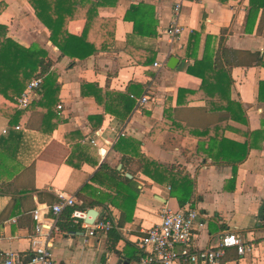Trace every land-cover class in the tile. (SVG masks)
Masks as SVG:
<instances>
[{
  "label": "crops",
  "instance_id": "1",
  "mask_svg": "<svg viewBox=\"0 0 264 264\" xmlns=\"http://www.w3.org/2000/svg\"><path fill=\"white\" fill-rule=\"evenodd\" d=\"M173 1L98 6V17L114 22L112 42L71 58L49 40L28 0H0L6 36L45 50L47 64L45 85L35 88L25 110L0 92L3 251L25 259L33 254L29 211L55 203L60 191L86 210L96 203V216L117 227L88 236L59 214L49 241L56 264H137L134 242L160 222L164 204L197 209L198 247L216 245L226 230L254 245L243 255L228 247L212 264H264V65L256 63L264 61V8L246 30L248 0H183L182 32L171 42L163 29ZM83 26L84 19L70 20L67 31L79 36ZM171 57L177 59L172 67ZM215 60L223 68L211 67ZM39 69L29 61L17 80L26 87ZM149 85L152 102L133 113ZM42 94L51 98L46 105ZM126 124L129 132L120 135ZM98 172L100 181H92Z\"/></svg>",
  "mask_w": 264,
  "mask_h": 264
},
{
  "label": "built area",
  "instance_id": "2",
  "mask_svg": "<svg viewBox=\"0 0 264 264\" xmlns=\"http://www.w3.org/2000/svg\"><path fill=\"white\" fill-rule=\"evenodd\" d=\"M199 2L201 0H192ZM183 0H174L172 5V16L163 29L171 42L177 41L182 27L179 22L180 8ZM161 66V64H156ZM41 83L39 76L29 81L24 90L16 97L19 109L25 110L35 96V88ZM152 86L149 85L146 91L135 98L133 113L141 112L152 102ZM60 112H64L63 105H56ZM17 129L21 125L15 126ZM128 125H124L120 135L129 132ZM99 131V130H98ZM4 132V130H3ZM95 143V139H90ZM58 200L50 205L37 203L30 211L33 220V230L30 234V243L33 254L25 259L17 251H3L0 246V264H56L52 253L49 250L51 234L57 230L58 215L65 207H73L70 213L72 223L84 227L88 236L104 235L113 227L116 222L106 215L95 216L91 223L85 219L87 210L74 207L78 204L72 195H65L64 192H57ZM160 222L144 229L142 234L135 240V246L141 251L137 264H212L223 257L228 247H234L238 255L253 250L252 242H245L241 236L233 231H225L219 238L216 245L198 247L195 244V227L199 213L197 209L186 206L184 208L172 209L164 204L161 208Z\"/></svg>",
  "mask_w": 264,
  "mask_h": 264
},
{
  "label": "trees",
  "instance_id": "3",
  "mask_svg": "<svg viewBox=\"0 0 264 264\" xmlns=\"http://www.w3.org/2000/svg\"><path fill=\"white\" fill-rule=\"evenodd\" d=\"M34 10L36 17L47 28L49 32V40L55 45L62 55L71 58H83L97 50H105L108 48L113 38L114 22L108 19H101L97 15V7L101 5L114 4L116 0H28ZM225 1V0H220ZM249 7L246 13L245 29L249 27L254 19L259 8H264V0H248ZM136 8L131 6L128 9V17ZM84 19V26L79 36L72 35L67 31V24L70 20ZM136 30L138 28L137 22ZM250 28V27H249ZM225 51V50H223ZM224 54V53H223ZM46 52L36 46L23 47L11 38L6 36V27L0 24V92L8 99L16 98L25 88V85L17 80V76L25 64L33 61L40 66V71L37 76L41 77V82L45 85L46 78L42 75L46 72L47 64L44 59ZM218 62V63H217ZM257 64L264 65V61L256 59ZM211 67L223 68L218 60L212 62ZM227 87L224 83L222 87ZM40 92V90H39ZM48 99H51L46 94L41 96V105H46ZM33 101H31L32 103ZM30 103V105H31ZM29 105V106H30ZM123 141H120V143ZM120 143L116 145L119 148ZM243 156V155H242ZM241 156V158H242ZM146 162L147 159H144ZM149 162V161H148ZM156 165V164H155ZM159 171L170 173L167 167L156 165ZM100 168H107L102 164ZM145 167H142V173L146 172ZM167 171V172H166ZM111 177L115 176L116 171L109 170ZM100 173H95L91 177L92 181L99 182ZM155 177V176H154ZM125 182H130V179L123 176ZM96 203L88 202L86 205L94 206ZM85 205L78 203L74 207L84 208ZM73 207H65L60 216L72 223L70 213ZM75 224V223H73ZM79 226V224H75ZM74 226V225H73Z\"/></svg>",
  "mask_w": 264,
  "mask_h": 264
},
{
  "label": "water",
  "instance_id": "4",
  "mask_svg": "<svg viewBox=\"0 0 264 264\" xmlns=\"http://www.w3.org/2000/svg\"><path fill=\"white\" fill-rule=\"evenodd\" d=\"M176 58L175 57H171L170 59H169V62H168V66H174V63H176ZM97 215V210L96 209H94L93 207H90L88 210H87V216H89V217H87L86 219H85V221L87 222V223H91L92 222V220L94 219V217Z\"/></svg>",
  "mask_w": 264,
  "mask_h": 264
}]
</instances>
